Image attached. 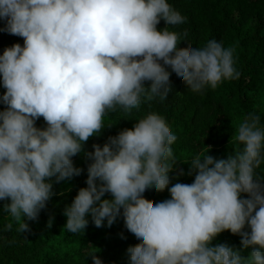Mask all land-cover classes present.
<instances>
[{
  "label": "clouds",
  "instance_id": "9594fccd",
  "mask_svg": "<svg viewBox=\"0 0 264 264\" xmlns=\"http://www.w3.org/2000/svg\"><path fill=\"white\" fill-rule=\"evenodd\" d=\"M0 20V31L23 38V46L0 54V200L10 201L5 230L16 223L18 233L28 231L25 220L45 208L53 179L81 174L71 158L107 126L106 114L138 109L142 98L167 99L171 75L193 92L239 77L231 48L210 39L185 51L179 33L157 29L161 20L185 22L167 0H0ZM40 117L43 128L35 126ZM175 139L165 120L149 113L93 144L84 152L86 187L63 211L65 229L83 231L88 215L96 227L122 216L138 245L128 249V264H264V176L255 172L264 160L260 117L249 113L239 123L234 139L242 148L235 155L196 154L188 162L192 183L169 187ZM166 188L170 198L145 200V193ZM225 230L241 237V250L251 248L247 257L212 245ZM90 255L92 264H102Z\"/></svg>",
  "mask_w": 264,
  "mask_h": 264
},
{
  "label": "trees",
  "instance_id": "16d2710c",
  "mask_svg": "<svg viewBox=\"0 0 264 264\" xmlns=\"http://www.w3.org/2000/svg\"><path fill=\"white\" fill-rule=\"evenodd\" d=\"M183 17L185 22L165 26L161 20L157 29L167 27L180 34L177 45L187 51L191 47H202L215 39L223 47L233 50L234 67L239 72L236 79L222 80L216 88L205 87L193 92L184 82L170 76L172 87L167 99L151 101L142 98L138 109L116 111L106 114L105 126L99 135H93L83 145V151L71 159L81 174L56 182L53 179V195L46 201L37 219L25 220L29 230H5L10 217L4 210L7 200H0V264H92L95 255L102 264H128V249L137 247L136 241L118 216L109 227H96L91 216L88 224L78 233L68 232L64 225V208L81 187H86L87 165L90 163L84 152H91L92 145H103L107 138L133 124L149 113L159 114L176 139L171 145L176 160L169 172L170 184L192 183L195 171L189 175V163L196 154L211 155L214 159H226L242 148L234 137L236 130L249 113L260 117L264 128V0H167ZM4 21L0 20V29ZM187 33V36H184ZM14 43L23 46V38L0 31V54ZM150 82H145L147 87ZM5 89L0 86V96ZM5 105L0 103V110ZM111 124V125H108ZM35 126H46L42 117ZM264 155V149H262ZM256 174L264 176V160ZM242 198L247 194L242 193ZM102 198H110L105 193ZM145 200L155 204L170 198L167 188L162 192L145 193ZM245 230H248L247 228ZM241 237L225 230L218 234L212 245L226 244L241 250ZM251 248H244L240 255L247 257Z\"/></svg>",
  "mask_w": 264,
  "mask_h": 264
}]
</instances>
